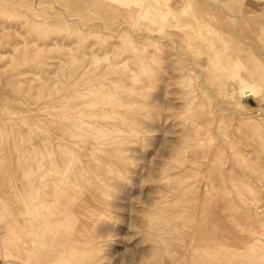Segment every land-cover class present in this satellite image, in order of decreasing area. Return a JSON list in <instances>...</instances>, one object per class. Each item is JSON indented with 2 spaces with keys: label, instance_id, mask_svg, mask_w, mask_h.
<instances>
[{
  "label": "rangeland",
  "instance_id": "374dc122",
  "mask_svg": "<svg viewBox=\"0 0 264 264\" xmlns=\"http://www.w3.org/2000/svg\"><path fill=\"white\" fill-rule=\"evenodd\" d=\"M70 249L264 264V0H0V264Z\"/></svg>",
  "mask_w": 264,
  "mask_h": 264
},
{
  "label": "clouds",
  "instance_id": "9594fccd",
  "mask_svg": "<svg viewBox=\"0 0 264 264\" xmlns=\"http://www.w3.org/2000/svg\"><path fill=\"white\" fill-rule=\"evenodd\" d=\"M146 257H142L139 264H143V260ZM52 264H95V256L89 251L81 252L76 249H70L61 253Z\"/></svg>",
  "mask_w": 264,
  "mask_h": 264
},
{
  "label": "bare ground",
  "instance_id": "6f19581e",
  "mask_svg": "<svg viewBox=\"0 0 264 264\" xmlns=\"http://www.w3.org/2000/svg\"><path fill=\"white\" fill-rule=\"evenodd\" d=\"M207 90V89H206ZM61 190V189H60ZM70 193V192H69ZM65 196H67V195H65ZM50 220V219H49Z\"/></svg>",
  "mask_w": 264,
  "mask_h": 264
}]
</instances>
